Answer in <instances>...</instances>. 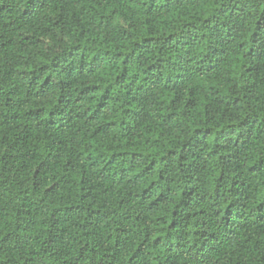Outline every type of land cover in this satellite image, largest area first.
Returning <instances> with one entry per match:
<instances>
[{
    "label": "trees",
    "instance_id": "trees-1",
    "mask_svg": "<svg viewBox=\"0 0 264 264\" xmlns=\"http://www.w3.org/2000/svg\"><path fill=\"white\" fill-rule=\"evenodd\" d=\"M0 264H264V0H0Z\"/></svg>",
    "mask_w": 264,
    "mask_h": 264
},
{
    "label": "bare ground",
    "instance_id": "bare-ground-1",
    "mask_svg": "<svg viewBox=\"0 0 264 264\" xmlns=\"http://www.w3.org/2000/svg\"><path fill=\"white\" fill-rule=\"evenodd\" d=\"M88 194V193H87Z\"/></svg>",
    "mask_w": 264,
    "mask_h": 264
}]
</instances>
